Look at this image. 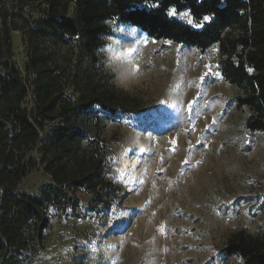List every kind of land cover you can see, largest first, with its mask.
<instances>
[{
  "label": "rangeland",
  "instance_id": "obj_1",
  "mask_svg": "<svg viewBox=\"0 0 264 264\" xmlns=\"http://www.w3.org/2000/svg\"><path fill=\"white\" fill-rule=\"evenodd\" d=\"M0 8L25 26L11 33V58L1 68L2 74L6 64L20 72L27 90L23 107L29 111L33 104L27 67L34 46L72 97L71 75L87 65L80 67L71 42L30 43L28 32L42 16L36 3L20 7L0 0ZM169 17L198 28L185 11ZM104 42L96 52L98 64L145 110L98 115L104 123L102 173L119 190L108 205L93 209L89 195L80 192L70 196L77 199L75 207L48 206L40 239L27 229V248L11 253L9 264H243L222 249L240 230L264 232V133L245 129L249 110L236 108L242 92L221 77L217 46L186 49L124 26H114ZM30 155L35 167L17 191L38 195L50 177L38 152Z\"/></svg>",
  "mask_w": 264,
  "mask_h": 264
},
{
  "label": "trees",
  "instance_id": "obj_2",
  "mask_svg": "<svg viewBox=\"0 0 264 264\" xmlns=\"http://www.w3.org/2000/svg\"><path fill=\"white\" fill-rule=\"evenodd\" d=\"M25 7L36 3L41 19L28 32L30 43L50 38L72 51L80 67L71 75L73 95L66 96L62 78L50 68L34 46L29 62L32 75L31 110L23 107L27 90L20 72L4 63L11 58V33L25 26L11 20L0 8V261L10 262L11 253L20 254L29 242L26 231L42 236L49 217L48 206L64 211L77 205L76 192L89 195L90 209L108 205L119 190L104 178V154L100 132L106 118L141 115L140 100L118 89L113 75L98 64L96 52L104 46L114 26L135 28L156 41H168L186 49L205 52L217 46L221 77L242 94L236 108L249 110L245 129L264 133V0H15ZM187 12L203 27L193 28L168 12ZM214 16L204 24L203 16ZM97 64L99 66H97ZM68 87V86H67ZM51 125L46 129V125ZM102 149V148H101ZM36 150L43 171L49 175L38 195L18 192L17 186L35 159ZM75 199V202H74ZM227 257L243 264H264V232L255 235L240 230L222 249ZM9 261V262H8Z\"/></svg>",
  "mask_w": 264,
  "mask_h": 264
},
{
  "label": "snow or ice",
  "instance_id": "obj_3",
  "mask_svg": "<svg viewBox=\"0 0 264 264\" xmlns=\"http://www.w3.org/2000/svg\"><path fill=\"white\" fill-rule=\"evenodd\" d=\"M175 14V12H174V10H170V12H169V15H174ZM214 16H209V15H204L203 16V23L204 24H208V23H211L213 20H214ZM197 27H203V24H197ZM114 227H119V225H114Z\"/></svg>",
  "mask_w": 264,
  "mask_h": 264
}]
</instances>
